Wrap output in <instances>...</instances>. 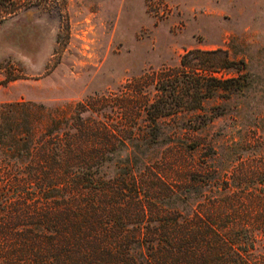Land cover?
Wrapping results in <instances>:
<instances>
[{"label":"rangeland","instance_id":"obj_1","mask_svg":"<svg viewBox=\"0 0 264 264\" xmlns=\"http://www.w3.org/2000/svg\"><path fill=\"white\" fill-rule=\"evenodd\" d=\"M191 50L227 61L196 109L159 91ZM72 135L105 154L100 178L145 189L154 223L208 214L262 251L264 0H0V191ZM38 187L19 188L33 208Z\"/></svg>","mask_w":264,"mask_h":264},{"label":"trees","instance_id":"obj_2","mask_svg":"<svg viewBox=\"0 0 264 264\" xmlns=\"http://www.w3.org/2000/svg\"><path fill=\"white\" fill-rule=\"evenodd\" d=\"M219 53L186 52L178 68L160 75V85L167 84L159 91L189 97L187 109H196L214 91L203 86L220 83L212 77L227 65ZM186 74L191 81L183 80ZM92 147L72 135L63 145H43L46 170L11 172L16 197L0 191V264H264L257 236L228 233L221 218L194 214L154 223L145 215L154 204L140 198L145 189L139 183L123 174L113 183L86 167L106 160ZM33 183L42 208H33L19 189Z\"/></svg>","mask_w":264,"mask_h":264}]
</instances>
